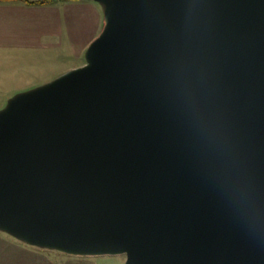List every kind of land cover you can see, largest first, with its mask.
I'll use <instances>...</instances> for the list:
<instances>
[{
    "label": "water",
    "instance_id": "95a60500",
    "mask_svg": "<svg viewBox=\"0 0 264 264\" xmlns=\"http://www.w3.org/2000/svg\"><path fill=\"white\" fill-rule=\"evenodd\" d=\"M95 1L88 66L0 115V228L125 264H264V0Z\"/></svg>",
    "mask_w": 264,
    "mask_h": 264
},
{
    "label": "rangeland",
    "instance_id": "374dc122",
    "mask_svg": "<svg viewBox=\"0 0 264 264\" xmlns=\"http://www.w3.org/2000/svg\"><path fill=\"white\" fill-rule=\"evenodd\" d=\"M25 6L31 13H0V115L28 99L26 94L36 95L86 68L88 54L106 28L107 9L95 0H32ZM125 262L124 254L78 255L31 246L0 228V264Z\"/></svg>",
    "mask_w": 264,
    "mask_h": 264
},
{
    "label": "crops",
    "instance_id": "0c3cea01",
    "mask_svg": "<svg viewBox=\"0 0 264 264\" xmlns=\"http://www.w3.org/2000/svg\"><path fill=\"white\" fill-rule=\"evenodd\" d=\"M28 2H31L32 0H27ZM11 11H15L16 13L19 14H24L25 13H31V7H27L25 6V3H23L21 0L20 1H3L0 2V13H9ZM1 23V20H0ZM1 28V26H0ZM28 40H30V38H27ZM26 42H30V41H26ZM1 44V43H0ZM1 47V46H0Z\"/></svg>",
    "mask_w": 264,
    "mask_h": 264
},
{
    "label": "trees",
    "instance_id": "16d2710c",
    "mask_svg": "<svg viewBox=\"0 0 264 264\" xmlns=\"http://www.w3.org/2000/svg\"><path fill=\"white\" fill-rule=\"evenodd\" d=\"M3 1H14V0H0V2H3ZM15 1H20V0H15ZM21 1L28 4V5H31V2H28L26 0H21Z\"/></svg>",
    "mask_w": 264,
    "mask_h": 264
},
{
    "label": "bare ground",
    "instance_id": "6f19581e",
    "mask_svg": "<svg viewBox=\"0 0 264 264\" xmlns=\"http://www.w3.org/2000/svg\"><path fill=\"white\" fill-rule=\"evenodd\" d=\"M87 67V66H86ZM85 68V67H84ZM89 68V67H88ZM82 70V69H81Z\"/></svg>",
    "mask_w": 264,
    "mask_h": 264
}]
</instances>
